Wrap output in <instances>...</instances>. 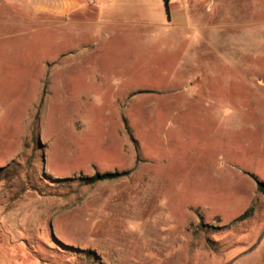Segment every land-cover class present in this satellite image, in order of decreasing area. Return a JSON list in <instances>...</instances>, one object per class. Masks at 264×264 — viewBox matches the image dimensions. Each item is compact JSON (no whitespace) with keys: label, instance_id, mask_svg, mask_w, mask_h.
<instances>
[{"label":"rangeland","instance_id":"obj_1","mask_svg":"<svg viewBox=\"0 0 264 264\" xmlns=\"http://www.w3.org/2000/svg\"><path fill=\"white\" fill-rule=\"evenodd\" d=\"M82 2L0 0V264H264V0Z\"/></svg>","mask_w":264,"mask_h":264},{"label":"crops","instance_id":"obj_2","mask_svg":"<svg viewBox=\"0 0 264 264\" xmlns=\"http://www.w3.org/2000/svg\"><path fill=\"white\" fill-rule=\"evenodd\" d=\"M28 13L34 15H51L64 18V23L71 21L83 5L82 0H17ZM177 16V13H176Z\"/></svg>","mask_w":264,"mask_h":264},{"label":"trees","instance_id":"obj_3","mask_svg":"<svg viewBox=\"0 0 264 264\" xmlns=\"http://www.w3.org/2000/svg\"><path fill=\"white\" fill-rule=\"evenodd\" d=\"M163 3H164L166 13H168V11H169V0H163ZM125 174L126 173H120V174H118V173H113V174L105 173L102 175H95V176L91 177L89 180L91 183H95V182L100 181V180L117 178V177L125 175ZM259 190H261L264 193V190H262L260 186H259ZM251 212H252V209L249 208L241 216H239L236 220L240 221V220H244V219L248 218V216H250Z\"/></svg>","mask_w":264,"mask_h":264}]
</instances>
